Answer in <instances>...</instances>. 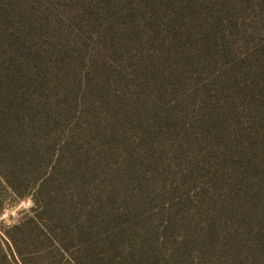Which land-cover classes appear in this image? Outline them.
Listing matches in <instances>:
<instances>
[{"label": "trees", "instance_id": "trees-1", "mask_svg": "<svg viewBox=\"0 0 264 264\" xmlns=\"http://www.w3.org/2000/svg\"><path fill=\"white\" fill-rule=\"evenodd\" d=\"M0 264H264V0H0Z\"/></svg>", "mask_w": 264, "mask_h": 264}, {"label": "rangeland", "instance_id": "rangeland-1", "mask_svg": "<svg viewBox=\"0 0 264 264\" xmlns=\"http://www.w3.org/2000/svg\"><path fill=\"white\" fill-rule=\"evenodd\" d=\"M30 207V202L24 201L12 208H7L4 216L2 217V220L6 222L7 225H11L20 218L23 211L28 210Z\"/></svg>", "mask_w": 264, "mask_h": 264}]
</instances>
